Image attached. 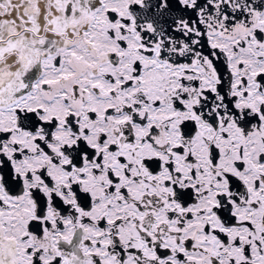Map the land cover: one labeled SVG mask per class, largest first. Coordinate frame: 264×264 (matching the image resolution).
Here are the masks:
<instances>
[{
    "label": "snow or ice",
    "instance_id": "obj_1",
    "mask_svg": "<svg viewBox=\"0 0 264 264\" xmlns=\"http://www.w3.org/2000/svg\"><path fill=\"white\" fill-rule=\"evenodd\" d=\"M0 264H264V0H0Z\"/></svg>",
    "mask_w": 264,
    "mask_h": 264
}]
</instances>
